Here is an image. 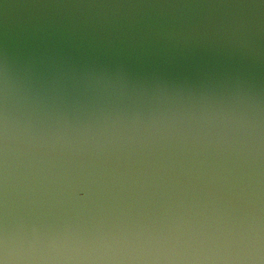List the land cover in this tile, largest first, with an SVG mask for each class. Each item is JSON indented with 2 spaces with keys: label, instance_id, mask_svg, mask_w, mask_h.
<instances>
[{
  "label": "water",
  "instance_id": "95a60500",
  "mask_svg": "<svg viewBox=\"0 0 264 264\" xmlns=\"http://www.w3.org/2000/svg\"><path fill=\"white\" fill-rule=\"evenodd\" d=\"M0 264H264V0H0Z\"/></svg>",
  "mask_w": 264,
  "mask_h": 264
}]
</instances>
